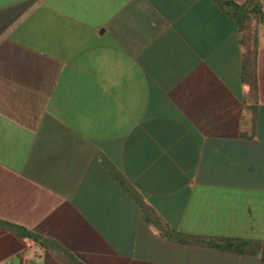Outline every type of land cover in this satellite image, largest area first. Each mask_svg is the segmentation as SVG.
Returning a JSON list of instances; mask_svg holds the SVG:
<instances>
[{
  "label": "crops",
  "instance_id": "1",
  "mask_svg": "<svg viewBox=\"0 0 264 264\" xmlns=\"http://www.w3.org/2000/svg\"><path fill=\"white\" fill-rule=\"evenodd\" d=\"M224 1L0 0V264H260L126 189L264 240V24L254 99Z\"/></svg>",
  "mask_w": 264,
  "mask_h": 264
},
{
  "label": "trees",
  "instance_id": "2",
  "mask_svg": "<svg viewBox=\"0 0 264 264\" xmlns=\"http://www.w3.org/2000/svg\"><path fill=\"white\" fill-rule=\"evenodd\" d=\"M229 5L233 12L232 16L236 19L238 24V32L240 34V43L243 46V60H242V72L243 80L249 86V95L254 99L256 98L257 93V81L256 74L254 70V62L256 56V47H257V30L251 24L253 20H257L264 24V15L258 10L257 0H246L244 3H236L232 0L224 1ZM120 183H123L121 177H119ZM125 184V183H123ZM126 189L133 194L136 202L139 204V207L143 213L145 219L154 224L160 231L161 234L167 238L177 239L183 242L189 243H206L211 246L218 248H225L234 250L239 253L258 256L260 264H264V240L256 239H244V238H221L218 240H204L202 236L197 235H183L176 232L169 226L165 225L159 217L155 215L152 209L142 200V198L136 193L131 191L128 185ZM27 236L31 237L33 240L43 244L45 246H50V242L45 240L40 235L33 232H23ZM69 262L71 264H83L72 254L65 252Z\"/></svg>",
  "mask_w": 264,
  "mask_h": 264
},
{
  "label": "rangeland",
  "instance_id": "3",
  "mask_svg": "<svg viewBox=\"0 0 264 264\" xmlns=\"http://www.w3.org/2000/svg\"><path fill=\"white\" fill-rule=\"evenodd\" d=\"M251 24H252L253 26L256 25V21L253 20V21L251 22ZM261 27H262V30H264V26L262 25Z\"/></svg>",
  "mask_w": 264,
  "mask_h": 264
}]
</instances>
